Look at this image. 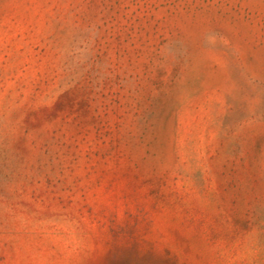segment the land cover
Segmentation results:
<instances>
[{
	"label": "rangeland",
	"instance_id": "rangeland-1",
	"mask_svg": "<svg viewBox=\"0 0 264 264\" xmlns=\"http://www.w3.org/2000/svg\"><path fill=\"white\" fill-rule=\"evenodd\" d=\"M0 264H264V0H0Z\"/></svg>",
	"mask_w": 264,
	"mask_h": 264
}]
</instances>
